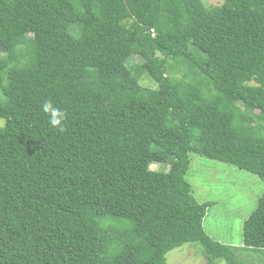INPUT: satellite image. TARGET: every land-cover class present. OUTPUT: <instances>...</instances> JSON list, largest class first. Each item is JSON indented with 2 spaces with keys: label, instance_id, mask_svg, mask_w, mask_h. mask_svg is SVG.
<instances>
[{
  "label": "trees",
  "instance_id": "obj_1",
  "mask_svg": "<svg viewBox=\"0 0 264 264\" xmlns=\"http://www.w3.org/2000/svg\"><path fill=\"white\" fill-rule=\"evenodd\" d=\"M0 91V264L264 256V194L227 245L186 177L196 154L264 181V0H0Z\"/></svg>",
  "mask_w": 264,
  "mask_h": 264
},
{
  "label": "rangeland",
  "instance_id": "obj_2",
  "mask_svg": "<svg viewBox=\"0 0 264 264\" xmlns=\"http://www.w3.org/2000/svg\"><path fill=\"white\" fill-rule=\"evenodd\" d=\"M220 0H202L207 9H212ZM142 62L137 54H131L125 60L131 66ZM177 75H181L179 72ZM143 84H151L146 76L141 77ZM3 94L0 91V100ZM0 120L4 121L3 118ZM154 170L164 171V163L150 165ZM187 179L191 184V193L198 202L210 201L203 227L210 236L220 243L242 246L243 221L256 207L258 198L264 194V181L255 173L240 169L232 164L202 158L193 154ZM202 248L197 243H185L166 253L167 264H203ZM261 256V257H260ZM247 264H264L260 253L241 251L239 256ZM261 260H260V258ZM217 264H224L218 260Z\"/></svg>",
  "mask_w": 264,
  "mask_h": 264
},
{
  "label": "clouds",
  "instance_id": "obj_3",
  "mask_svg": "<svg viewBox=\"0 0 264 264\" xmlns=\"http://www.w3.org/2000/svg\"><path fill=\"white\" fill-rule=\"evenodd\" d=\"M42 111L49 117V124L52 128L57 129L60 132L65 130L64 121L66 119V113L55 107L52 101H46L42 104ZM4 126V121L0 120V127Z\"/></svg>",
  "mask_w": 264,
  "mask_h": 264
}]
</instances>
